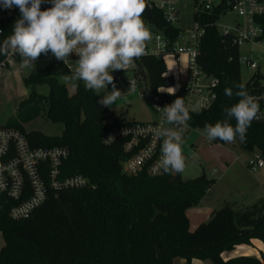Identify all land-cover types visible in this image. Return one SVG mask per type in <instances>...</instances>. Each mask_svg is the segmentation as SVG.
I'll return each mask as SVG.
<instances>
[{
  "label": "trees",
  "instance_id": "obj_1",
  "mask_svg": "<svg viewBox=\"0 0 264 264\" xmlns=\"http://www.w3.org/2000/svg\"><path fill=\"white\" fill-rule=\"evenodd\" d=\"M195 24L204 31L198 64L205 75L219 80L216 102L206 110L190 113L192 130H204L224 118L223 109L237 102L224 94V89L241 83L239 47L234 35L222 34L217 23L237 0H216L212 10L201 13L200 0ZM264 2V0H258ZM51 7L43 3L41 9ZM18 17L20 15L17 8ZM166 37L176 40L181 30L168 23L163 13L147 8L142 16ZM264 28V17L256 18ZM11 32L7 30L2 42ZM4 55H0L2 58ZM20 63V57H19ZM153 92L165 86L167 66L155 57L144 56L138 61ZM70 75L63 61L51 53L39 57L28 78L27 88L33 92L22 103L24 123L37 118L41 107L44 117L64 126L58 137L40 132L26 134L22 125L5 127L19 130L33 149L66 148L69 157L64 163L65 176L81 175L90 186L71 191L49 190L46 201L27 218L14 220L10 213L17 202L0 193V234L4 246L0 264H173L175 259L210 261L212 264H264V258L239 257L225 261L223 254L238 246H249L258 240L264 244V201L250 206L225 203L212 213L206 223L190 232L187 211L198 207L214 181L205 174L185 180L180 173H163L151 178L144 169L134 176L123 172V163L130 155L124 152L125 141L110 145L104 139L117 128L130 127L124 115L109 121L108 110L99 104L102 99L86 90L83 82L76 93L68 94L57 79ZM116 82L117 75L113 74ZM255 77V76H254ZM250 80L245 89L253 94ZM48 85V96H40L35 88ZM183 97L184 90L174 96L164 95L172 103ZM235 125V120L231 121ZM244 151L255 150L264 160V122H252ZM235 141V142H236ZM217 144H225L216 140Z\"/></svg>",
  "mask_w": 264,
  "mask_h": 264
},
{
  "label": "built area",
  "instance_id": "obj_2",
  "mask_svg": "<svg viewBox=\"0 0 264 264\" xmlns=\"http://www.w3.org/2000/svg\"><path fill=\"white\" fill-rule=\"evenodd\" d=\"M150 8L161 11L168 23L176 27L178 23L177 0H146ZM200 12L206 13L212 10L216 0H200ZM235 12L242 23H238L233 30L226 29L222 34H232L235 37V43L238 47L247 43L264 44V28L257 22L256 18L264 17V2L258 0H237L230 8ZM18 18L17 8L4 9L0 7V38L9 30L12 32V26ZM149 24L145 26L148 27ZM195 29L188 33L179 34L176 40L166 37L161 31L155 35L149 44L147 42L146 54L144 56L155 57L161 61L171 60L176 67L185 65L186 78L181 83V72L177 71L166 77H172L171 88L162 87L153 92L150 83L143 70L138 65L137 59L125 71L117 70V73H133L136 82V88L144 87L146 96L153 111L159 117L157 122L137 123L126 128L114 129L105 139L104 143L110 145L116 140H124V152L130 155L123 163V172L134 176L148 170L151 178L161 176L164 172L159 167L161 139L156 135V128L159 126L168 127L163 124V114L158 111L156 106L163 108L170 104L164 99V95L174 96L179 91L185 92V104L189 113H195L200 110L209 109L217 100V89L219 80L208 77L203 73L199 64L201 39L204 36L203 29L195 24ZM151 26V25H150ZM150 30V29H149ZM75 54H71L68 62L65 64L69 71L72 70L69 63L76 60ZM246 65L255 74L256 78L251 83L255 92L252 94L258 98L261 111L264 112V75L259 73L262 68L261 63H255L253 60L240 57V65ZM24 74V68L20 67L19 56L7 55L0 58V78L6 74ZM175 77L178 78L176 85ZM251 79V80H252ZM130 81L128 84L130 85ZM173 88L176 90L174 94ZM163 91V92H161ZM264 122V118L255 120ZM193 131L187 122L184 129L183 138ZM109 136L113 140L107 141ZM208 141V140H207ZM208 143L215 145L216 140ZM69 157V151L66 148L51 149H33L27 142L25 136L17 129L0 127V193L17 202L12 208L10 216L14 220L27 218L36 208L41 206L47 199L48 191H71L85 189L90 186L89 181L78 174L65 176L63 167ZM247 167L257 173L264 169V160L261 154L255 153Z\"/></svg>",
  "mask_w": 264,
  "mask_h": 264
},
{
  "label": "clouds",
  "instance_id": "obj_3",
  "mask_svg": "<svg viewBox=\"0 0 264 264\" xmlns=\"http://www.w3.org/2000/svg\"><path fill=\"white\" fill-rule=\"evenodd\" d=\"M46 2L51 7L42 10L41 5ZM0 7H16L20 12L11 34L0 42V55H18L21 68H34L42 54L51 53L64 64L75 54L78 58L74 61L73 79L95 92L112 86L99 100L102 107L111 108L123 95L112 73L125 71L144 56L147 42L153 38L142 19L146 0H0ZM136 86L135 81H130L129 90L135 91ZM175 91L173 88L169 94ZM224 94L235 96L237 102L223 109L222 120L204 126L206 138L209 142H244L248 128L254 120L264 118V112L258 98L249 94L243 84L225 88ZM156 108L163 114V124L168 125L156 128L162 141L159 167L164 173H183L187 159L183 132L191 118L189 109L183 97ZM111 140L113 137L109 136L106 142ZM191 155L196 157V153Z\"/></svg>",
  "mask_w": 264,
  "mask_h": 264
},
{
  "label": "rangeland",
  "instance_id": "obj_4",
  "mask_svg": "<svg viewBox=\"0 0 264 264\" xmlns=\"http://www.w3.org/2000/svg\"><path fill=\"white\" fill-rule=\"evenodd\" d=\"M178 23L176 28L183 33L195 29V14L198 10V4L194 0H177ZM238 23H242L240 17L233 11L229 10L220 18L217 23V29L220 33L226 32V29L233 30ZM152 37L158 35L159 32L148 25ZM153 39V38H152ZM151 43V40L148 41ZM240 57L253 60L255 63H261L262 68L259 73L264 75V44L247 43L239 47ZM75 61V60H74ZM70 61L72 67L70 75L58 78L57 81L61 85H65L70 96L76 93L77 85L80 81L72 78L76 64ZM167 72L172 75L174 72L180 71L181 83L186 78L185 65L176 67L170 60L166 61ZM117 71V70H116ZM119 82L116 87L123 92L122 97L112 105L108 110L109 121H113L116 117L124 115L131 123H152L157 122L159 117L153 111L149 99L146 96L144 87L136 88L130 91L128 81L134 79V74L117 73ZM32 72V68H24V74H6L0 78V127L7 125L20 124L26 134L32 132H40L49 137L61 136L64 132V126L54 124L44 117L41 107L40 115L31 122L24 123L22 116L24 114V103L33 92L32 88H27L24 79L28 78ZM255 72L250 70L248 66L241 64V83L246 85L254 76ZM176 85L178 78L175 77ZM35 92L40 96H48L49 87L43 85L36 87ZM112 86L108 85L106 90L101 89L95 92L101 98L110 92ZM183 150L186 156V168L180 173L185 180H191L205 174L207 178L214 181V185L207 192L204 205L213 206L220 210L224 205V201L236 203L238 205H251L257 201H264V169L257 173H253L247 164L252 160L253 155L258 153L256 150L251 153L244 151L239 142L227 143L225 146L210 145L207 141L204 130H193L184 138ZM192 153H196V157H192ZM4 246L2 235L0 234V250Z\"/></svg>",
  "mask_w": 264,
  "mask_h": 264
},
{
  "label": "crops",
  "instance_id": "obj_5",
  "mask_svg": "<svg viewBox=\"0 0 264 264\" xmlns=\"http://www.w3.org/2000/svg\"><path fill=\"white\" fill-rule=\"evenodd\" d=\"M226 144L227 143L220 144V145L222 147V146H225ZM218 145L219 144H215L214 146H218ZM173 173H176V172H173ZM205 198L203 199L202 203L198 207L192 208L188 210L186 213L189 219L190 232H194L200 224L208 222L212 213L217 210L213 206L204 205ZM225 203H229V202L224 201L223 205ZM242 205L250 206L244 203ZM239 257L264 258V244L258 240H254L249 246H238L232 252H227L223 254V259L225 261H228L230 259L239 258ZM173 264H186V262L185 260H182V259H175ZM192 264H212V263L210 261L193 260Z\"/></svg>",
  "mask_w": 264,
  "mask_h": 264
},
{
  "label": "water",
  "instance_id": "obj_6",
  "mask_svg": "<svg viewBox=\"0 0 264 264\" xmlns=\"http://www.w3.org/2000/svg\"><path fill=\"white\" fill-rule=\"evenodd\" d=\"M172 82L170 80L166 81L165 88H171Z\"/></svg>",
  "mask_w": 264,
  "mask_h": 264
}]
</instances>
